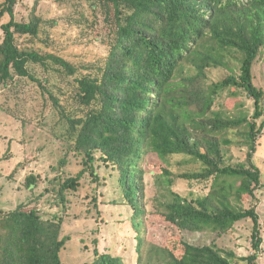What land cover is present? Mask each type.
Segmentation results:
<instances>
[{"label":"trees","instance_id":"obj_1","mask_svg":"<svg viewBox=\"0 0 264 264\" xmlns=\"http://www.w3.org/2000/svg\"><path fill=\"white\" fill-rule=\"evenodd\" d=\"M16 4L3 0L0 5V22L10 15L1 26L0 82L16 76L36 81L31 62L57 65L72 76V108L52 95L67 125V147L83 166L73 176L64 170L52 180L64 207L68 193L79 190L87 173L100 181L96 162L101 160L117 171L133 210L138 264H259L264 220L258 204L245 203L263 185L255 153L264 130V88L256 83L254 65L264 48V0H96L105 15L109 54L96 71L82 74L64 56L19 46L17 35L34 43L43 29L35 10L29 20L17 21ZM233 57L239 74L231 66ZM217 66L232 73L209 82L206 70ZM227 89L231 97L240 91L254 101L251 117L236 98L234 111L215 108ZM233 144L248 147L244 161L228 155ZM176 154L190 157L187 163L195 165L176 178L208 182L209 192L189 197L170 187L155 218L180 234L148 242L144 164L159 168L172 185L169 162ZM66 165L67 158L61 159L58 170ZM39 183L34 174L25 179L29 190ZM91 205L98 207L97 196ZM63 223L64 216L44 218L31 204L0 213V264H66L61 253L69 238L61 237ZM241 223L251 226L246 256L216 242L195 245L181 235L185 230L211 231L221 237ZM94 254L90 264H125L121 255L98 247Z\"/></svg>","mask_w":264,"mask_h":264},{"label":"rangeland","instance_id":"obj_2","mask_svg":"<svg viewBox=\"0 0 264 264\" xmlns=\"http://www.w3.org/2000/svg\"><path fill=\"white\" fill-rule=\"evenodd\" d=\"M2 2L0 0V5ZM34 10L42 19L43 31L34 43L27 36L17 35L19 46L43 54L51 52L64 56L81 68L80 74L96 71V66L104 64L109 45L105 15L96 0H17L16 20H29ZM9 20L10 15L6 14L0 22V42L4 37L1 26ZM230 60L239 74L237 59ZM29 68L36 81L16 76L7 83L0 82V213L13 210L20 204H31L44 218H53L56 214L64 216L61 237L67 236L69 240L61 257L66 264H90L96 247L104 253L121 255L125 264H138L136 232L131 222L133 210L124 199L118 173L111 165L98 160L96 169L100 181L93 180L87 173L79 190L68 193L66 207L58 200V186L53 188L52 180L64 170L66 176H73L83 168L81 158L67 147L69 141L64 137L67 125L53 99L55 96L67 109L73 107L70 95L72 76H67L53 64L45 67L31 62ZM206 73L209 82H218L232 71L227 66H217L209 68ZM254 74L256 83L264 88V48L254 65ZM235 98L244 104L241 111L251 117L254 101L240 91ZM235 98L227 89L217 99L215 108L234 111ZM230 149L228 155L233 156V161L245 160L247 146L233 144ZM64 158H67V165L59 171L60 160ZM189 160L190 157L180 154L172 156L169 162V169L174 174L172 179H175L172 185L164 181L159 168L144 164V230L148 242L160 243L180 234L155 218V213L164 209V194L170 187L189 197L209 192L208 182L176 178L177 174L195 169L194 164L187 163ZM255 162L261 169L263 185L256 191V197L247 198L245 206L258 204V213L264 220V130L258 138ZM30 174L40 176V183L33 190L27 189L25 184ZM93 196L98 198L97 208L91 205ZM250 228L247 223H241L232 234L221 237L211 231L185 230L181 235L195 245L216 242L222 248H232L239 256H246L251 252ZM262 248L259 264H264V245Z\"/></svg>","mask_w":264,"mask_h":264}]
</instances>
